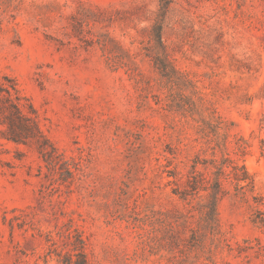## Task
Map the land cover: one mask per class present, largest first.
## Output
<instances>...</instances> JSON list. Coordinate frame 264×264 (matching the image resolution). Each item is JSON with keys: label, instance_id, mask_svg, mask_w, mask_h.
<instances>
[{"label": "rangeland", "instance_id": "1", "mask_svg": "<svg viewBox=\"0 0 264 264\" xmlns=\"http://www.w3.org/2000/svg\"><path fill=\"white\" fill-rule=\"evenodd\" d=\"M0 264H264V0H0Z\"/></svg>", "mask_w": 264, "mask_h": 264}, {"label": "trees", "instance_id": "2", "mask_svg": "<svg viewBox=\"0 0 264 264\" xmlns=\"http://www.w3.org/2000/svg\"><path fill=\"white\" fill-rule=\"evenodd\" d=\"M157 36H159V40H160V25L157 26ZM8 95L6 96L7 99L10 100L8 107H5V109L9 110L10 114H16L17 116L23 118V112H22V108L20 105V102H16L13 98V93L10 90H7ZM7 121H3V122H8V124L10 123V125H12V121L13 118L9 115L6 116ZM21 129H25L27 130L29 127V124H27L26 122H21L20 125ZM35 129L37 132H40V130L38 129L37 126H35ZM9 138H14V140L16 141H20L21 139L19 137H9ZM238 164L234 165V167L232 169H230L228 171V175L230 178H232V180L235 182V184L241 188V189H245V188H253L255 185L254 182V177L253 175L247 170V168L242 165V170L243 173H239L238 172Z\"/></svg>", "mask_w": 264, "mask_h": 264}]
</instances>
